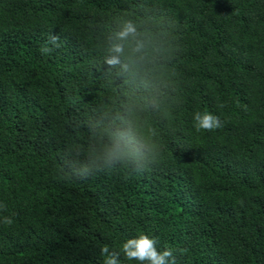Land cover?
Wrapping results in <instances>:
<instances>
[{"label": "trees", "instance_id": "1", "mask_svg": "<svg viewBox=\"0 0 264 264\" xmlns=\"http://www.w3.org/2000/svg\"><path fill=\"white\" fill-rule=\"evenodd\" d=\"M140 234L264 264V0H0V264H103Z\"/></svg>", "mask_w": 264, "mask_h": 264}, {"label": "clouds", "instance_id": "2", "mask_svg": "<svg viewBox=\"0 0 264 264\" xmlns=\"http://www.w3.org/2000/svg\"><path fill=\"white\" fill-rule=\"evenodd\" d=\"M136 27L131 22L128 21L123 25V28L120 32L116 34L118 40L124 41L129 38V36L136 35ZM57 37H51L50 42L56 44ZM58 46V45H56ZM143 45L139 42L133 47V52L141 51ZM43 53H48L51 51L50 48L44 47L41 49ZM112 52L117 54H122L124 47L122 44L116 43L112 46ZM109 64L119 63V60L116 57L108 61ZM223 126L219 117H216L208 112H196L194 114V127L197 132L200 131H213L219 129ZM111 135V144L110 148L106 149V156L110 160H120L125 165L127 163H136L139 164L140 160L143 157L141 151L131 146L129 143L121 141L123 140V134H110ZM160 155V150L153 154L151 164H156L158 162V157ZM70 175V174H69ZM83 177V176H81ZM4 223L7 225L12 224V220L5 218ZM157 240L155 238H150L146 234H140L138 238L128 239L121 246L120 251H110L108 245H104L101 248V256L104 257L103 264H121L120 255L123 254L126 260L139 261L140 264H175V257L173 256L172 250L166 248L163 251L157 250Z\"/></svg>", "mask_w": 264, "mask_h": 264}]
</instances>
